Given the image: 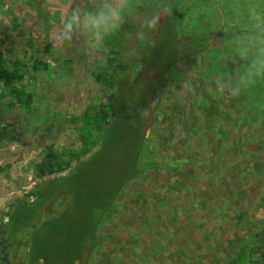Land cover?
<instances>
[{
	"label": "rangeland",
	"instance_id": "obj_1",
	"mask_svg": "<svg viewBox=\"0 0 264 264\" xmlns=\"http://www.w3.org/2000/svg\"><path fill=\"white\" fill-rule=\"evenodd\" d=\"M220 1L199 0L187 10L184 0H180V10L184 11L185 18L168 22L167 15H170V12L164 9L163 17L155 30L145 28L142 23L143 15L135 14L131 23L135 28L138 27L125 37L124 48L119 50L122 52L119 53V59L122 61L119 63L115 59L116 55L106 49V39L100 46H94L91 42L73 46L68 41L56 39L74 0H0V50L10 64L17 61L25 73V78L17 89L25 90L34 98L33 106L23 110L20 107L8 108L7 104L16 102L15 97H8L0 111V125L2 124L1 126L8 132H13L12 138L0 141V222L10 205L27 195L37 184L68 174L67 171L62 175L44 177L39 172V166L43 164L44 167V163L48 162V157L53 152L80 149L83 146L80 136L81 126L76 123V119L83 118L95 105H102L103 100L108 98L94 77L95 70L107 65L119 71L118 81L121 85L116 91V98H123L133 107H139L140 111H138L145 116L147 104L151 103V98H155L154 104H159L158 113L161 114L162 119L176 123L174 129L170 125L155 126L150 134L152 138L150 143H153L154 149L157 144V149L154 151L160 163L165 158L168 160L179 158V152L171 149L165 141L169 138L166 134L170 131L177 133L183 131L181 134H184L188 124H191L190 130L195 132V136L197 129L201 127L199 133L205 140L204 143L196 146L208 147L209 141V146L213 147L211 151L204 150V152L198 149L193 153L194 157L192 150H189L191 159L198 160L205 155L212 162L214 160L225 162L228 168L231 162L238 164L242 160V173L239 174L241 179H238L240 185L232 186L234 177L229 170L224 171L225 174L216 173L215 179L220 191L214 189L205 193L204 202L207 207L203 204L194 206L199 201L197 195H190L188 191L178 194L174 203L181 210L177 211V205L172 204L178 212L176 222L164 217L162 226L161 223L157 226L163 248L161 250L157 248L159 256L156 259L163 260L169 257L185 259L182 253L186 252V255L191 257L187 264H214L215 261L227 264L229 257L234 259V256L240 254V246L245 244L243 240L247 233L243 231L242 225H236L238 216L247 215L243 222L244 226L254 223L257 227L264 219L262 199L264 165L259 166L262 164L260 162H264V77L258 75V85H253L251 94L253 99L259 97L258 101H253L255 106L253 111L257 113L247 115L244 119L241 112L234 119L230 115L232 113L235 116V102L238 104L242 99L245 102L249 99L218 98V87L212 89L216 93L215 98H208V88L204 89L206 92H200L205 97L202 95V98H186L184 95L188 89H191L188 92L194 97L199 91L194 89L197 81L194 84L187 80L191 71L188 70L190 71L188 73L185 68L189 64H198L201 69L200 65L203 63H233L236 56L234 54L226 56L223 51L220 53V50L228 46L234 48L235 45L242 47L241 62L244 65H256L258 59H264L258 48H255L254 44L250 45V40L253 41L257 31H264L262 5L264 0H253L254 3L258 2L257 9L255 6L253 8V14L245 7L248 0ZM222 2L224 4L221 5ZM78 3L84 10H92L100 0H78ZM159 3L158 7L161 8L162 0H159ZM216 4L222 7L228 18L229 13L251 18L258 12L259 21L243 24L236 32L228 31L226 35L215 33L220 22V17L216 13ZM205 25L210 27L205 29ZM142 31L147 33L143 39ZM210 34L212 40L208 42L207 48H194L190 45L187 48L185 45L184 40L193 41L195 36H198V39L202 36L207 38ZM201 49L204 50L202 54L193 56ZM246 49L253 53L246 55L248 51ZM239 58L237 56V61ZM197 71L200 79L203 72ZM229 75L233 77L230 73ZM178 79H186V82ZM168 82L167 94L163 97L159 94L153 97L154 90ZM168 95L171 98H167ZM248 118L253 122L257 120V127L260 128L259 137L256 142L248 143L244 150H232V146H235V132L238 130L235 121L246 122ZM203 121H205L204 125H202ZM192 122L198 128H193ZM224 128L227 136L226 146H230L227 151L224 147L223 150H219V146L214 143H218V137L223 136ZM253 129L255 131L256 127L253 126ZM190 130H188L189 134L192 133ZM216 133L218 137L215 141ZM195 141L198 142L197 139ZM229 142L233 143L229 144ZM162 179L170 183L171 180L176 179L172 168H168L163 174L150 173L147 179L132 184L122 196V203L115 219L105 230L113 236L108 237L107 252L102 254L105 259H117L116 253L111 249L112 244L126 240L129 235L133 237L125 241L126 245L133 242L136 245H134L135 251L141 249L142 235L140 234L139 237L138 227L132 226L143 221L148 208L155 206L156 199L151 197V193ZM242 184L246 187L243 188ZM162 186L158 191L162 192L164 185ZM222 198H227L225 204ZM193 218L198 221V225H195ZM131 228L137 232L128 233L127 230ZM115 235L122 238L118 237L116 240ZM179 240L182 242V248H179ZM117 245L119 244L115 246ZM144 257L147 258L148 254ZM20 260L19 257L13 258L12 263L24 264ZM248 263L244 258L238 261V264Z\"/></svg>",
	"mask_w": 264,
	"mask_h": 264
},
{
	"label": "trees",
	"instance_id": "obj_2",
	"mask_svg": "<svg viewBox=\"0 0 264 264\" xmlns=\"http://www.w3.org/2000/svg\"><path fill=\"white\" fill-rule=\"evenodd\" d=\"M129 2L130 7L119 29L106 38L105 44L108 52L115 54V59L119 63L122 62L119 59V53L122 52L119 50L123 47L125 37L138 27L135 28L131 23L133 16L144 15L160 5L159 0ZM179 2L180 0H162L161 9L170 12V15H167L168 22L185 18ZM137 5L143 6L137 7ZM198 38L195 36L193 41L184 40L186 47L207 48L208 42L212 40L211 34L207 38L204 36ZM251 41L250 45L253 44ZM254 47L256 48L255 45ZM203 52L204 50L201 49L193 56ZM223 53L231 56L235 51L228 46ZM45 68L48 69V66L45 65ZM118 74L117 69L107 65L94 72L96 82L108 98L103 100L102 105H95L83 118L76 119V123L81 126L80 136L83 146L80 149L53 152L48 157V162L44 163L45 166L43 167V164L39 166V172L44 177L62 175L67 171L68 174L37 184L27 195L11 204L4 214L0 222V264H13L12 259L17 257L21 258L20 261L24 264H187L189 262L186 252L182 253L186 259L179 258V263H176V257L156 259L159 256L157 248L160 250L163 248L157 226L160 223L162 226L164 217L176 222L178 212L172 204L177 205L174 203L175 198L184 191L197 195L199 201L194 206L203 204L207 207L204 202L205 193L214 189L220 191L215 179L216 173L211 172L208 180L205 177V180L198 181L197 178L192 177V173L195 172L189 167L190 154L184 149L185 142L180 140L181 137L184 138L187 130L191 129L190 126L186 127L187 130L183 135L181 134L183 131L180 133L170 131L166 134L169 138L165 141L171 149L179 152V158L172 160L165 158L161 163L159 162L158 155L154 151L157 149V144L154 149L153 143H150L152 139L150 134L155 126L170 125L174 129L176 123L162 119L161 114L158 113L159 104H154L155 98H151V103L147 104L146 116L139 112V107H133L123 98H116V91L121 85ZM24 78L25 73L21 65L17 61L10 64L0 50V111L8 97L16 99V102L7 104L8 108L20 107L24 110L33 106L32 94L17 89ZM168 87L169 82L161 87L158 86L153 92V97L157 94L161 97L165 96ZM258 98H247L249 99L247 102L243 99L239 101L242 118L257 113L253 111L255 108L253 101H258ZM194 127L198 128L197 125ZM199 129L195 139L197 136L202 139ZM214 136L216 141L217 133ZM226 142L227 139L224 140L225 144ZM229 147L226 146L224 150L227 151ZM197 150L194 148L192 155ZM168 168H172L176 179L171 180V183L163 179L159 180L151 193V197L156 199L155 206L148 208L143 221L132 226L138 227L139 237L140 234L142 235L141 249L135 251L133 242L126 245L129 238L133 237L129 235L126 240L112 244L111 249L116 253L117 259H105L102 254L107 252L108 237L111 235L105 230L114 221L122 203V196L132 184L147 179L150 173L163 174ZM231 183L233 187L238 186L234 180ZM160 185H164L162 192L158 191ZM222 199L225 204L227 198ZM262 199L264 200V195ZM176 209L181 210L178 205ZM246 217V214L239 215L236 223L238 226L242 225L243 231L247 233L245 239L243 238L245 244L240 246L241 251L237 257L234 256V259L229 257L227 260L229 264H238L241 258L246 259L248 264L264 263V219L257 227L254 223L244 226ZM193 222L195 225L199 224L195 218ZM133 230L131 228L127 231L132 234L137 232ZM118 237L122 238L117 235L116 240ZM181 243L179 240V248H182ZM116 244L119 245L115 246ZM145 254H148L147 258L144 257ZM214 264L223 263L215 261Z\"/></svg>",
	"mask_w": 264,
	"mask_h": 264
},
{
	"label": "crops",
	"instance_id": "obj_3",
	"mask_svg": "<svg viewBox=\"0 0 264 264\" xmlns=\"http://www.w3.org/2000/svg\"><path fill=\"white\" fill-rule=\"evenodd\" d=\"M198 1L199 0H184L185 5H186V9L189 10L191 8V6L195 3H197ZM221 1L226 2V0H221ZM223 2L220 4L221 5L224 4ZM262 5L264 6V3ZM254 6L257 9V6H258L257 1H256V3H254L253 0H248L245 3V7L249 8L250 11L252 12V14H253ZM215 8H216V13L220 17V22L218 23V25L216 27L217 30L215 31V33L226 35L228 31L236 32L238 27L242 26L243 24L245 25L246 23H252V22L259 21L258 12H256L254 14V16L251 18L250 17L244 18L243 15H234V13H231V14L229 13V18H228V15L224 14L222 7H219V5L216 4ZM254 19H256V20H254ZM207 27H210V26L209 25L204 26L205 29H208ZM222 49L223 50H221V51H224V52H226V50H227V48H222ZM233 49L235 51L234 56H236L235 61L233 63L232 62L227 63V64L226 63H223V64L222 63H218V64H216V63H208V64L203 63L200 65L201 69H199L198 64L187 65L185 69H187V71L188 70L191 71V73L187 77V80L193 82L194 84H195V81H197L194 89L198 90L199 93L196 97H194L191 93L188 92V91H191V89H188L185 92L186 95H184V96L186 98H202L201 96L203 95V93L201 94L200 92H206V91H204V89L208 88V91H207V93H209L208 98H215L214 96H216V93H215V91H212V89H215L218 87L219 88L218 98H234V100L237 98H252L251 94H252V90H253V85L255 84L254 86H257L258 81H259L258 75L256 74L257 70H255V69H257V67L253 64L244 65L241 62L242 56L240 55V53H243L242 47H240L239 45H235V47ZM246 50H248L246 52V55L253 53V51H249V49H246ZM237 56L240 57L239 61H237ZM197 70H199V71L202 70V72H203V74L200 75V77H201L200 79H199V74H197L198 73ZM190 71H188V73ZM229 73L231 75H233V77H231L229 75ZM253 79H255V83H253ZM181 80H184V79H178V81H181ZM184 81L186 82V79ZM227 87H229V88H227ZM178 89H177V92H178ZM184 96H182V97H184ZM167 98H171V96L168 95ZM234 111H235V116L232 113L230 116L234 117V119H236L235 117L237 116V114H241L240 102H238V104L235 102ZM192 121H194V120H192ZM256 121L257 120H255L253 122L252 119H251V121H249V118L246 122L241 121V123H240L238 120L235 121L238 130H236V132H235V142H234L235 146H232L233 147L232 150H244V149H246V145L248 143H254L257 141L259 134H260V128L257 127ZM189 125L190 124H188V128H189ZM194 125H195L194 122H192L193 128H194ZM250 125H251V129L249 130ZM253 126L256 127L255 131L253 129ZM225 131H226V128H224L223 136L222 135L220 136V140H218V143L214 142L215 144H217L219 146V150H221V149L223 150V147L224 148L226 147V144L224 143V140L227 139ZM207 133L210 134V132H207ZM218 133H220V132L218 131ZM180 139L185 142V148L184 149L186 151L188 150V152H189V150H194V148L199 149V151L203 150V152H204V150L211 151V149H213V147L209 146V144H210L209 141L207 143L208 147H200V146L196 147L195 145L201 144L205 140V138L201 139L197 136L198 142H196L195 141L196 140L195 139V133L193 132V130H192L191 134H189V131L187 130L184 138L182 139V137H181ZM232 143L233 142H229V144H232ZM228 147L229 146H227V148ZM206 152L208 153V151H206ZM192 157H194V154ZM260 163H262V164H260L259 166L264 165L263 161ZM230 164H231L230 168L235 167L236 169L231 170L230 168H228L226 166L225 162L220 163L216 160H214L212 162V160L210 158H206L205 155L201 156L200 159H198V160H193L190 158V161H189V167H191V169H192L191 171L195 172V174L192 173L193 174L192 177L197 178L198 181H200L202 179L205 180L206 179L205 177H207L206 180H208L211 176V172H214V173H217L220 175V173L225 174L224 171L227 172V170H229L230 173H233L232 176L235 179V180L234 179L233 180L236 182L237 185H240V182L238 179H241L239 177L240 176L239 174L242 173V170H241V168L243 167L242 160H240V162H238V164L236 162L234 164L231 162ZM250 167H252V165H250ZM213 169H215V170H213ZM222 177L224 178V176H222ZM220 183H221V181H220ZM241 186L243 187V186H245V184H242ZM241 186H240V188H241ZM221 187H222V189H224V185H222ZM262 196H263V194H262ZM179 258L180 257H176V260H177L176 263H179V261H180ZM190 258L188 257L187 259H189V261H190L191 260ZM185 259H181V260H185Z\"/></svg>",
	"mask_w": 264,
	"mask_h": 264
},
{
	"label": "clouds",
	"instance_id": "obj_4",
	"mask_svg": "<svg viewBox=\"0 0 264 264\" xmlns=\"http://www.w3.org/2000/svg\"><path fill=\"white\" fill-rule=\"evenodd\" d=\"M141 6L143 5H137V7ZM129 7V0H100L94 9L84 10L79 6L78 0H74L56 39L68 41L73 46L86 42L100 46L108 36L119 29ZM162 17V9L155 7L143 15V26L149 30H155ZM141 34L142 39L147 35L143 31ZM253 44L258 48L261 56H264V31H257L253 37ZM240 55L243 56V53ZM255 66L256 74L264 77V59H258Z\"/></svg>",
	"mask_w": 264,
	"mask_h": 264
},
{
	"label": "flooded vegetation",
	"instance_id": "obj_5",
	"mask_svg": "<svg viewBox=\"0 0 264 264\" xmlns=\"http://www.w3.org/2000/svg\"><path fill=\"white\" fill-rule=\"evenodd\" d=\"M13 132H8L2 126H0V141L6 140L8 138H12Z\"/></svg>",
	"mask_w": 264,
	"mask_h": 264
}]
</instances>
